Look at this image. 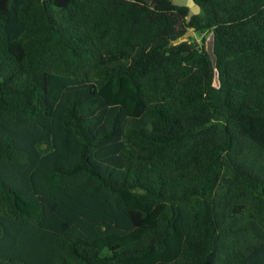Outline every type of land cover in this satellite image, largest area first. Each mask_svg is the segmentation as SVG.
<instances>
[{
  "label": "trees",
  "instance_id": "obj_1",
  "mask_svg": "<svg viewBox=\"0 0 264 264\" xmlns=\"http://www.w3.org/2000/svg\"><path fill=\"white\" fill-rule=\"evenodd\" d=\"M196 2L0 0V264H264V0Z\"/></svg>",
  "mask_w": 264,
  "mask_h": 264
},
{
  "label": "water",
  "instance_id": "obj_2",
  "mask_svg": "<svg viewBox=\"0 0 264 264\" xmlns=\"http://www.w3.org/2000/svg\"><path fill=\"white\" fill-rule=\"evenodd\" d=\"M173 3L177 4V5H186L189 7V16H192L193 14H197L200 13L201 11V5L196 2V0H173ZM195 31H194V27H192L188 32H186L185 34L175 38L173 41H171L170 44L173 43H179L180 41L186 39L187 37H189L190 35H194Z\"/></svg>",
  "mask_w": 264,
  "mask_h": 264
},
{
  "label": "rangeland",
  "instance_id": "obj_3",
  "mask_svg": "<svg viewBox=\"0 0 264 264\" xmlns=\"http://www.w3.org/2000/svg\"><path fill=\"white\" fill-rule=\"evenodd\" d=\"M203 37L205 38L204 45L211 52L213 46V34L211 32H205L202 36L199 35L197 39L202 42Z\"/></svg>",
  "mask_w": 264,
  "mask_h": 264
}]
</instances>
